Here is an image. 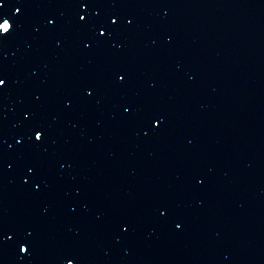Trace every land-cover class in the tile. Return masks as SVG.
Returning a JSON list of instances; mask_svg holds the SVG:
<instances>
[{
  "label": "water",
  "instance_id": "obj_1",
  "mask_svg": "<svg viewBox=\"0 0 264 264\" xmlns=\"http://www.w3.org/2000/svg\"><path fill=\"white\" fill-rule=\"evenodd\" d=\"M3 2L0 264H264V0Z\"/></svg>",
  "mask_w": 264,
  "mask_h": 264
},
{
  "label": "snow or ice",
  "instance_id": "obj_2",
  "mask_svg": "<svg viewBox=\"0 0 264 264\" xmlns=\"http://www.w3.org/2000/svg\"><path fill=\"white\" fill-rule=\"evenodd\" d=\"M4 6L3 0H0V7ZM72 6L75 8H83V9H88L90 7L94 6H105L102 3V0H72ZM23 3L21 4L20 7H17L15 9L17 14L22 13L23 10ZM78 16V23L81 25L82 28H87L89 26V21L90 18L87 17L86 15H82L77 13ZM2 23H0V44H3L13 33L16 25L13 22L12 19L10 18H2L0 19ZM49 23L51 26L55 27L57 24V20L51 19L49 20ZM127 23L131 25L133 23L132 20H128ZM119 28V18L115 14H112L110 16V21L107 24H99L96 25V37H95V43L96 46L103 45L105 43H111L112 38L115 35L116 30ZM123 73V74H121ZM112 75L115 78V83L117 85H124L127 83V77L128 73L127 71L119 66H116L112 69ZM7 87V77L3 74V71L0 70V89H4ZM85 90L87 92V95L89 97H92L95 95V87L91 85H86ZM71 105V101H69V106ZM134 106H129L124 109L125 114L131 116L134 111ZM166 117L159 112H153V113H147L144 116V121L146 125H151L153 121H155L156 125V130L158 131L159 129L163 128L165 123H166ZM34 131V143L37 144H43L45 142V139L48 135V129L37 126L36 128L32 129ZM34 165L29 167V171L34 170ZM45 181L41 179L40 184H37V188H40ZM203 183V181H201ZM178 228L181 226L179 224L176 225ZM128 228H125V231H127ZM8 231L7 224L0 219V234H4ZM12 237L3 235L2 239H0V246H2L3 242L5 240H11ZM32 246V241L27 240L24 236L23 233L19 234V236L16 239V247L18 250L24 254H28L31 250ZM78 255L73 254L72 252L68 253V259H67V264H77L78 262Z\"/></svg>",
  "mask_w": 264,
  "mask_h": 264
}]
</instances>
